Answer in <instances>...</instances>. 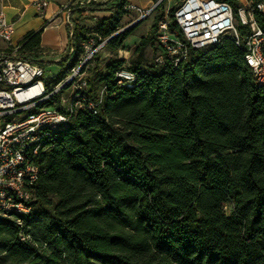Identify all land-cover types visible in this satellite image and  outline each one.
<instances>
[{"label":"trees","instance_id":"obj_1","mask_svg":"<svg viewBox=\"0 0 264 264\" xmlns=\"http://www.w3.org/2000/svg\"><path fill=\"white\" fill-rule=\"evenodd\" d=\"M181 2L168 10L178 36ZM124 3L91 30L72 28L74 51L47 85L70 73L83 42L100 43L121 27ZM163 14L160 4L128 63L117 55L131 30L103 46L114 57L101 67L98 52L89 62L83 108L73 106L33 160L29 213L0 218V264H264V87L228 36L190 50L177 67L145 65ZM255 20L264 31V12ZM40 33L25 34L16 54L44 68ZM119 70L134 79L119 84Z\"/></svg>","mask_w":264,"mask_h":264},{"label":"built area","instance_id":"obj_2","mask_svg":"<svg viewBox=\"0 0 264 264\" xmlns=\"http://www.w3.org/2000/svg\"><path fill=\"white\" fill-rule=\"evenodd\" d=\"M163 3L164 0H156L146 9L124 3V12H133L135 18L100 43L93 39L83 42V53L70 73L57 84L48 85L44 68L17 56V47L12 48L15 27L6 21L0 10V41L9 48L7 52H0V218L11 219L29 213L27 204L38 178V166L33 160L42 149V140L68 122L73 106L83 108L80 100L85 98L84 75L95 54L136 21L154 15L156 8ZM47 5V0L34 2L40 15H44ZM163 9L164 14L157 22L154 34L157 53L153 63L156 67H177L186 61L190 50H205L220 44L222 38L228 36L242 48L244 64L255 82L264 87V31L255 20L256 12H264V2L254 4L249 1L234 12L229 3L218 0H182L173 14L180 36L170 31L169 7L163 6ZM66 21L72 28L69 20ZM237 23L246 28L244 32L237 29ZM73 51L70 46L68 53ZM122 52L118 51V58L126 60L120 56ZM116 76L119 84L134 79L125 70H119ZM59 94L58 104L44 106ZM100 102L101 96L88 107L94 110ZM21 240L25 238L21 237Z\"/></svg>","mask_w":264,"mask_h":264},{"label":"crops","instance_id":"obj_3","mask_svg":"<svg viewBox=\"0 0 264 264\" xmlns=\"http://www.w3.org/2000/svg\"><path fill=\"white\" fill-rule=\"evenodd\" d=\"M36 1L40 0H0V10L3 12L6 21L15 27L12 48H16L28 32L41 31V52L38 54V59L47 64L44 67L46 77L53 78L60 72L58 62L69 54L72 28L93 29L101 18L110 15L109 8L119 0H97L95 2L90 0H47L48 5L44 15H40L34 7ZM234 1L241 6L246 5L250 0ZM153 2V0H125V3L141 9L149 8ZM91 3L94 4L91 5ZM66 7L68 9H64ZM134 18L133 12L125 13L121 27L129 24ZM66 19L72 24V28L68 27ZM138 26L132 30L134 31ZM125 40L123 41L124 45ZM7 51L9 48H6V45L0 41V52Z\"/></svg>","mask_w":264,"mask_h":264},{"label":"rangeland","instance_id":"obj_4","mask_svg":"<svg viewBox=\"0 0 264 264\" xmlns=\"http://www.w3.org/2000/svg\"><path fill=\"white\" fill-rule=\"evenodd\" d=\"M174 3H175V0H164V3L162 4V6L167 8L168 6L171 7L172 5H174ZM141 23L142 24H140L130 35H128L127 39L125 40V49L123 50L122 54H120V56L126 58L127 63L132 58L136 57L134 51H135L136 46L139 44V41L150 33V30L153 25V15H150L146 19L142 20ZM125 51H128V54H125L126 53ZM156 53H157L156 44L155 43L153 45L149 44L144 49L143 54L141 56L143 63L145 65H150L151 62H153V59ZM111 57H114V55L110 51L101 48L98 51V60H99L98 66L101 67L102 63ZM94 64L95 63L93 62L92 66ZM69 91L66 92V94L69 93Z\"/></svg>","mask_w":264,"mask_h":264},{"label":"water","instance_id":"obj_5","mask_svg":"<svg viewBox=\"0 0 264 264\" xmlns=\"http://www.w3.org/2000/svg\"><path fill=\"white\" fill-rule=\"evenodd\" d=\"M142 20H144V19H140V20L136 21L134 24H132L130 27H128L127 29H125V30H124L123 32H121L120 34H123V33H125V32H128V31L134 29L136 26H138V25L142 22ZM118 35H119V34H118ZM118 35H116V36H118Z\"/></svg>","mask_w":264,"mask_h":264}]
</instances>
